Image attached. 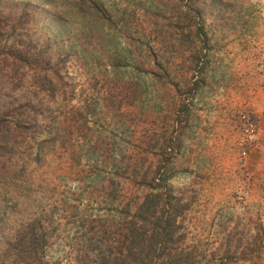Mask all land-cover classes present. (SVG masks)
<instances>
[{
    "label": "rangeland",
    "instance_id": "rangeland-1",
    "mask_svg": "<svg viewBox=\"0 0 264 264\" xmlns=\"http://www.w3.org/2000/svg\"><path fill=\"white\" fill-rule=\"evenodd\" d=\"M262 94L264 0H0V264H264Z\"/></svg>",
    "mask_w": 264,
    "mask_h": 264
},
{
    "label": "crops",
    "instance_id": "crops-1",
    "mask_svg": "<svg viewBox=\"0 0 264 264\" xmlns=\"http://www.w3.org/2000/svg\"><path fill=\"white\" fill-rule=\"evenodd\" d=\"M262 102L258 105L259 128L256 134V142L251 147L248 157L247 166L252 170L254 180L264 179V94Z\"/></svg>",
    "mask_w": 264,
    "mask_h": 264
},
{
    "label": "trees",
    "instance_id": "trees-1",
    "mask_svg": "<svg viewBox=\"0 0 264 264\" xmlns=\"http://www.w3.org/2000/svg\"><path fill=\"white\" fill-rule=\"evenodd\" d=\"M150 243L154 244L152 240H150ZM123 253H124L123 251H120L119 255L113 257L114 264H148L150 262V255H147V256L141 258V261L137 262L135 259H132L129 255H127L125 253L123 254ZM104 259L105 258L102 257V261ZM184 261L185 260H183V262Z\"/></svg>",
    "mask_w": 264,
    "mask_h": 264
},
{
    "label": "built area",
    "instance_id": "built-area-1",
    "mask_svg": "<svg viewBox=\"0 0 264 264\" xmlns=\"http://www.w3.org/2000/svg\"><path fill=\"white\" fill-rule=\"evenodd\" d=\"M257 125L254 119H248L244 127L246 140H252L256 136Z\"/></svg>",
    "mask_w": 264,
    "mask_h": 264
}]
</instances>
